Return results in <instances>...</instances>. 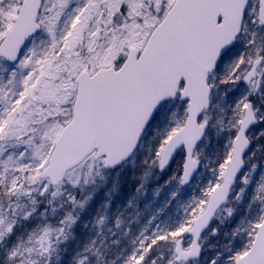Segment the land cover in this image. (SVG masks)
<instances>
[{"label":"snow or ice","instance_id":"6c2138e0","mask_svg":"<svg viewBox=\"0 0 264 264\" xmlns=\"http://www.w3.org/2000/svg\"><path fill=\"white\" fill-rule=\"evenodd\" d=\"M257 125L264 0H0V264H264Z\"/></svg>","mask_w":264,"mask_h":264},{"label":"rangeland","instance_id":"374dc122","mask_svg":"<svg viewBox=\"0 0 264 264\" xmlns=\"http://www.w3.org/2000/svg\"><path fill=\"white\" fill-rule=\"evenodd\" d=\"M260 131H264V128H261L259 125H257L256 128L253 129V135L258 136ZM216 142H217L216 139L213 138L212 142H211V145L208 147V149H206V152H207V154L209 156H211L212 153L214 152L213 148H212V143L216 144ZM252 143H253V145H258L260 143H264V141H262V140H254ZM216 147H218V146H216ZM258 156H259V152H257V157ZM179 158H182L181 155H179L176 158L174 164L169 169H167V171L165 173L161 174V173H159L158 169L155 170V174L151 177V180L149 182V186L145 190L147 194L149 193L148 190L151 189V191H154L153 194L155 195V191H156L157 188L160 189V193H162L163 195H164V193L167 192L168 188L171 187L170 181H171V178L173 177V170L176 168V166H178L177 164H179L178 163V159ZM141 159H143V157ZM182 161L183 160H181V164H182ZM139 162L141 163V161H139ZM256 162H257V164L260 167H264V161L257 159ZM260 167L257 168V172L260 171ZM201 173H203V176H201L199 179H209V178H211V172L210 171H206L205 169L202 168L201 169ZM137 177H139L137 171L135 170V172H133L131 170V168H129L127 170L122 171L119 174V176L118 177H114V179H118L119 183L122 186H126V185L130 186L132 183H134L137 180ZM165 177H168V178L163 180ZM163 187H167V190H164ZM188 190L189 191L186 192L185 195H184L185 197L192 195L196 191L195 185L193 184L191 187L188 188ZM181 191H184V188H182ZM147 194L145 195V199H147ZM97 197L102 198L99 195H97ZM174 209H176V208L174 207Z\"/></svg>","mask_w":264,"mask_h":264},{"label":"trees","instance_id":"16d2710c","mask_svg":"<svg viewBox=\"0 0 264 264\" xmlns=\"http://www.w3.org/2000/svg\"><path fill=\"white\" fill-rule=\"evenodd\" d=\"M216 146H218V147H216ZM212 148H213V151H223V144H217V142H216V144L212 143ZM181 157L182 158L178 159V163H179V164H177L178 166H176V168L173 170V175L176 174L181 168V165H182L181 160H183V156H181ZM140 169H141V163L139 161H137L135 170L137 171L139 177H137V180L134 183H132L130 186H128V185L122 186L123 187V194L120 195V197H119V200L117 202V207H121L124 205L126 196L133 192V188H134L136 182L142 178V170H140ZM166 178H168V177H165L163 180H165ZM163 188H164V190H167V187H163ZM148 191H149V193L147 194V199H145V194H141L138 198L140 201L139 208H140L141 213L150 212L158 203L156 196L153 194L154 191H151V189ZM198 194L199 193L196 190L192 195L187 196V197L184 196L183 199L186 201V200L190 199L191 197L198 195ZM160 196L163 197V194L160 193ZM101 201H102V198H99V197L96 198V201L93 204L92 209L89 212V216L86 219L92 218L94 212L96 211V209L100 205ZM159 202L162 203V201H159ZM177 210L178 209H174V207H173L171 209V212L175 213Z\"/></svg>","mask_w":264,"mask_h":264},{"label":"water","instance_id":"95a60500","mask_svg":"<svg viewBox=\"0 0 264 264\" xmlns=\"http://www.w3.org/2000/svg\"><path fill=\"white\" fill-rule=\"evenodd\" d=\"M176 157H177V156H176ZM175 159H176V158H175ZM175 159H174V160H175ZM174 160H172V161L170 162V164L167 165L163 171H160V170H159V173H164V172L166 171V169H167L168 167H170V166L173 164ZM184 187H187V186H184Z\"/></svg>","mask_w":264,"mask_h":264}]
</instances>
